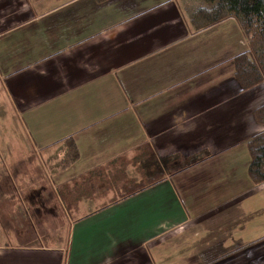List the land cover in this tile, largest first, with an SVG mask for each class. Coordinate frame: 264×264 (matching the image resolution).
Returning a JSON list of instances; mask_svg holds the SVG:
<instances>
[{
    "label": "crops",
    "instance_id": "1",
    "mask_svg": "<svg viewBox=\"0 0 264 264\" xmlns=\"http://www.w3.org/2000/svg\"><path fill=\"white\" fill-rule=\"evenodd\" d=\"M140 2L0 0V121L22 123L39 154L72 136L80 157L57 181L81 186L74 205L59 198L65 244L22 245L15 230L0 264H232L254 245L233 237L243 192L264 189L248 175L264 85L242 92L230 62L244 34L235 19L195 32L176 0ZM202 152L169 177L163 160ZM158 170L160 184L114 203Z\"/></svg>",
    "mask_w": 264,
    "mask_h": 264
},
{
    "label": "rangeland",
    "instance_id": "2",
    "mask_svg": "<svg viewBox=\"0 0 264 264\" xmlns=\"http://www.w3.org/2000/svg\"><path fill=\"white\" fill-rule=\"evenodd\" d=\"M158 1L141 0L140 5L142 7L146 4L151 7L150 2ZM176 1L182 6L180 0ZM202 5H204L203 0L184 1L185 9L189 8L190 13ZM227 32L228 27H225L221 29L219 36L226 33L231 37L229 35L231 33L234 44L238 39V33L233 30ZM244 38L243 47L249 49L251 37L248 39L244 35ZM0 115H4L1 108ZM7 124L10 122L0 121V222L8 231L5 233L0 226V246L8 243L19 244L14 243L15 230L25 236L20 242L22 245L32 243L53 245L55 242L63 245L68 238L66 234L68 224L65 223L63 216L64 209L67 203L73 202L74 205L81 199L78 193L64 186L63 178L57 181L58 177L62 176L58 174L63 171L62 168L71 154V142H64L51 151L39 154L32 148L31 140L22 123L21 126L17 121H14V126ZM236 159L238 158L230 157L232 162ZM242 173L244 174L245 171H239L237 176L243 178ZM247 193V190L243 192L240 201V212L246 220L233 237L254 245L248 250L243 248L242 252L234 248L232 264H264L260 261L264 256V239H262L264 238V189L257 193L249 191L248 197ZM59 194L66 195L62 200L65 207L59 203ZM38 210L40 212H37ZM238 251L240 253L235 254ZM220 259L218 257L217 261Z\"/></svg>",
    "mask_w": 264,
    "mask_h": 264
},
{
    "label": "trees",
    "instance_id": "3",
    "mask_svg": "<svg viewBox=\"0 0 264 264\" xmlns=\"http://www.w3.org/2000/svg\"><path fill=\"white\" fill-rule=\"evenodd\" d=\"M97 1L107 3L113 0ZM180 1L195 32H202L226 20L235 19L242 33L248 39L251 37V40L249 49L234 56L230 61L233 65L234 78L242 92L264 85V0H203L204 5L191 13L189 8L185 9V0ZM255 118L257 123L264 127V105L256 110ZM64 142H71V154L70 156L68 154L67 163L62 168L66 170L79 160L80 155L72 136L57 143ZM248 150L251 157L248 170L250 180L255 186L262 185L264 184V131L251 138ZM205 154V152L194 154L174 167H171V158L163 160V163L165 167L169 165V177H172L203 163L212 156ZM146 159L151 163L152 158ZM160 171H154L152 174L147 171L143 174L142 181L128 186L129 189L119 190L117 193L120 194V198L114 203L131 198L160 184L165 179V174ZM78 188L81 189V186ZM75 192L81 195L80 190ZM65 196L59 194L61 200L65 199Z\"/></svg>",
    "mask_w": 264,
    "mask_h": 264
}]
</instances>
